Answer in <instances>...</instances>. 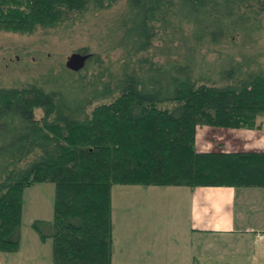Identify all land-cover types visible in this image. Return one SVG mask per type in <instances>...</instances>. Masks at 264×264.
I'll list each match as a JSON object with an SVG mask.
<instances>
[{
    "label": "trees",
    "instance_id": "16d2710c",
    "mask_svg": "<svg viewBox=\"0 0 264 264\" xmlns=\"http://www.w3.org/2000/svg\"><path fill=\"white\" fill-rule=\"evenodd\" d=\"M117 1L0 0V28L54 26ZM263 18L264 0H126L107 31L110 43L124 49L120 71L92 52L89 61L95 56L102 67L89 78L75 71L79 77L62 78L59 87L0 90V251L18 248L23 191L36 183L55 185L53 219L32 225L53 239L58 264L111 262L115 183L264 187V150L196 145L199 126L262 127L264 72L252 66L257 55L249 48L264 30ZM159 32H168L165 44L175 43L168 48L175 57L139 58ZM200 44L239 45V59L227 52L231 72L208 76L210 67L194 63ZM106 97L112 98L89 110Z\"/></svg>",
    "mask_w": 264,
    "mask_h": 264
},
{
    "label": "rangeland",
    "instance_id": "374dc122",
    "mask_svg": "<svg viewBox=\"0 0 264 264\" xmlns=\"http://www.w3.org/2000/svg\"><path fill=\"white\" fill-rule=\"evenodd\" d=\"M125 2L126 0H118L112 6L103 9H95L92 6L72 18L62 20L57 25L38 27L32 31L20 32L0 28V90L24 87L29 84L51 89L62 86L66 77L68 82L73 81L80 74L75 71L69 73L68 71L73 70L66 67L65 61L73 51L85 48L94 55H99L102 63L110 65L112 71H120L125 60L124 49L116 43L114 45L110 43L107 31L125 9ZM172 30L170 28L167 31L171 33ZM186 31L183 32L184 37ZM167 33L159 32L152 47L147 52L140 53L138 57H148L154 62H164L166 58H169L168 56L173 57L172 53L175 50L170 52L168 48H173L175 43L165 44L169 39ZM253 40V46L251 45L249 51L257 55L258 62L256 61L252 66L256 69L262 67L264 72V30ZM240 43L239 39L238 44ZM209 47L212 49L208 50ZM194 49L196 50L193 56L194 63L198 62L201 69L205 67L212 69L210 73L204 71V74L208 76L218 74L220 77L222 72L224 74L231 72L226 71L231 63L225 54L232 52V56H236L234 59H239L237 52L241 48L239 45L232 44L219 46L200 44ZM94 58L95 56L89 61L87 68L80 70L87 78L99 71V66H101ZM203 58L204 62H202ZM218 76L215 77L218 78ZM218 82L224 84L227 81L218 80ZM111 98L96 100L89 110L94 105L109 101ZM36 114L42 117L43 111L37 109ZM262 117L261 125L264 126V116ZM205 140L207 141L205 137L201 139L203 143ZM188 188L180 185L163 187L113 184L111 189L113 243L109 264H187L188 250L186 249L189 247L186 245V238L188 233L185 236L184 222L180 220L182 211L176 210L175 204L178 200L186 203L184 192L188 191ZM54 199L55 185L53 182H41L25 187L20 244L14 251H0V264H58L53 261V239L51 237L41 238L32 225L35 219L45 221L53 219ZM243 200L245 201L244 198ZM247 201L248 204H252V199L248 198ZM47 226L49 227L48 224H43V231L49 229ZM174 237L177 242H174ZM210 243L216 245L218 241ZM145 251H149V254ZM190 254L187 260L190 259ZM143 256L147 257L142 258ZM219 258L227 257L220 256ZM226 260L229 264H264V257L260 260L247 257Z\"/></svg>",
    "mask_w": 264,
    "mask_h": 264
},
{
    "label": "crops",
    "instance_id": "0c3cea01",
    "mask_svg": "<svg viewBox=\"0 0 264 264\" xmlns=\"http://www.w3.org/2000/svg\"><path fill=\"white\" fill-rule=\"evenodd\" d=\"M204 137L205 143L201 141ZM196 145L199 150H264V126L255 129L199 126ZM187 190L186 203L178 200L175 204V209L182 211L180 220L185 225V236L188 233L187 264L194 260L201 264H229L226 259L264 257V187L199 186ZM248 198L252 204H248Z\"/></svg>",
    "mask_w": 264,
    "mask_h": 264
},
{
    "label": "water",
    "instance_id": "95a60500",
    "mask_svg": "<svg viewBox=\"0 0 264 264\" xmlns=\"http://www.w3.org/2000/svg\"><path fill=\"white\" fill-rule=\"evenodd\" d=\"M92 52L89 51H73L66 59L65 65L67 68L73 71L82 70L88 61V59L92 56Z\"/></svg>",
    "mask_w": 264,
    "mask_h": 264
},
{
    "label": "flooded vegetation",
    "instance_id": "af4514ba",
    "mask_svg": "<svg viewBox=\"0 0 264 264\" xmlns=\"http://www.w3.org/2000/svg\"><path fill=\"white\" fill-rule=\"evenodd\" d=\"M17 57H18V55H17ZM90 58H91V57H90ZM90 58H89V59H90ZM89 59H88V61H89ZM88 61H87V62H88ZM6 65H8V64H6Z\"/></svg>",
    "mask_w": 264,
    "mask_h": 264
}]
</instances>
